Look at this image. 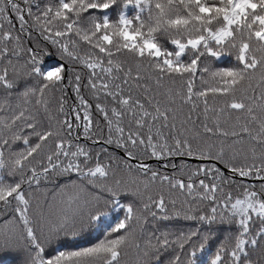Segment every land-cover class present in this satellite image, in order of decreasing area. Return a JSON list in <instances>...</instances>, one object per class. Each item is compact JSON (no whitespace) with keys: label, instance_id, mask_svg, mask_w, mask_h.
<instances>
[{"label":"snow or ice","instance_id":"obj_1","mask_svg":"<svg viewBox=\"0 0 264 264\" xmlns=\"http://www.w3.org/2000/svg\"><path fill=\"white\" fill-rule=\"evenodd\" d=\"M0 264H264V0H0Z\"/></svg>","mask_w":264,"mask_h":264},{"label":"trees","instance_id":"obj_2","mask_svg":"<svg viewBox=\"0 0 264 264\" xmlns=\"http://www.w3.org/2000/svg\"><path fill=\"white\" fill-rule=\"evenodd\" d=\"M16 28H17V30L19 29V23L18 22H16ZM67 92H68V105H67V107L70 109L72 106L77 105L78 102L76 101L75 94L72 92L71 88H68ZM82 114L83 113L81 112V115ZM106 135H107V132L105 130V136ZM80 143H85V141L83 139V136H81ZM86 146L95 147L97 149L100 147V145H92L91 141H88ZM107 147H109V151L111 153H113L115 156L124 157L123 150L117 149V148H115V146H107ZM171 162L172 163H176L177 166H179V164L181 163V158H173ZM184 162L192 164L193 166H195V165L200 163L199 161L194 162V161H191V160H188V159H184ZM130 163H136V161L135 162L134 161H130ZM146 163L150 164L153 168L159 169V171L162 172V173L163 172H167V173L171 174L172 171H173V169L170 166L168 168H165L163 166V164H164L163 161L149 160V161H146ZM244 182L247 183V181H244ZM112 215H113V217H115L117 215V213H113ZM119 215L122 216V213H120ZM180 223H187V222L181 221Z\"/></svg>","mask_w":264,"mask_h":264},{"label":"water","instance_id":"obj_3","mask_svg":"<svg viewBox=\"0 0 264 264\" xmlns=\"http://www.w3.org/2000/svg\"><path fill=\"white\" fill-rule=\"evenodd\" d=\"M191 161H194V160H191ZM135 162V161H134ZM194 162H196V161H194ZM245 181H247V180H245ZM247 182H249V181H247Z\"/></svg>","mask_w":264,"mask_h":264}]
</instances>
